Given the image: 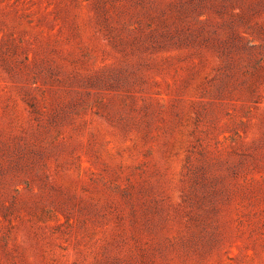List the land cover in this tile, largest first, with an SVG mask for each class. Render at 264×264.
Listing matches in <instances>:
<instances>
[{"label": "rangeland", "instance_id": "1", "mask_svg": "<svg viewBox=\"0 0 264 264\" xmlns=\"http://www.w3.org/2000/svg\"><path fill=\"white\" fill-rule=\"evenodd\" d=\"M0 264H264V0H0Z\"/></svg>", "mask_w": 264, "mask_h": 264}]
</instances>
